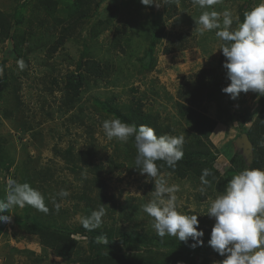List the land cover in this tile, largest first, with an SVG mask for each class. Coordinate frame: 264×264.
<instances>
[{"label": "rangeland", "instance_id": "rangeland-1", "mask_svg": "<svg viewBox=\"0 0 264 264\" xmlns=\"http://www.w3.org/2000/svg\"><path fill=\"white\" fill-rule=\"evenodd\" d=\"M247 1L220 0L201 9L191 0H179L177 12L170 16V4L144 6L140 0H0V13L8 18L7 35L0 32V199L6 196L9 180L23 183L29 176L50 210L35 214L38 211L30 206L29 216L43 214L46 229H73L87 205L93 211L102 204V226L156 233L153 218L142 207L152 199L154 182L135 168L134 138L127 143L107 139L102 122L117 118L99 101L122 108L140 100L146 112L159 117L160 135L187 141L193 132L182 103L216 121L207 138L215 176L203 185L201 176L192 172L184 177L161 174L169 186H179L178 212L199 215V224L215 222L207 210L223 193L220 184L226 186L230 180L225 171L241 152L238 137L250 134L253 156L264 149V131L258 128L264 120V96L249 91L232 100L222 92L230 83L223 68L226 58L218 49L224 42L215 35L217 30L201 34L195 20L215 10L222 24V13L229 10L235 28L252 8L253 1ZM161 26L163 33L152 43ZM82 56L98 60L105 73L84 76L75 93L67 87V76L82 72ZM20 59L26 64L23 70ZM202 78L211 82L206 86L210 89L203 94L195 88L192 94L190 87ZM62 189L70 195L59 197ZM53 198L61 204L59 212ZM24 213L18 206L3 213L12 221L0 230V264H81L88 256L87 241L79 232L70 234L77 243L70 259L44 246L40 232L21 226ZM208 258L209 264L220 261L214 255Z\"/></svg>", "mask_w": 264, "mask_h": 264}, {"label": "clouds", "instance_id": "clouds-1", "mask_svg": "<svg viewBox=\"0 0 264 264\" xmlns=\"http://www.w3.org/2000/svg\"><path fill=\"white\" fill-rule=\"evenodd\" d=\"M172 0H140L144 6L156 7L169 5ZM193 6L201 9L211 8L220 0H191ZM215 10L204 11L195 20L197 30H217L215 35L224 43L218 48L226 58L223 68L226 78L230 81L222 92L235 100L239 95L249 91L264 96V0L244 13V18L233 25L232 13L225 10L222 13ZM238 19V18H237ZM20 70L26 67L25 62L17 61ZM102 129L107 139H116L127 143L134 138L137 156L135 168L141 175H147V181L154 182L152 199L144 204L143 211L153 218V228L157 236L176 237L179 241H194L192 248L202 246L204 235L199 228V215H186L177 211L175 193L178 185L169 186L167 180L159 172L156 161H164L169 168L183 158V136L168 134L157 135L154 128L148 125H135L122 122L120 119H106ZM264 146V141H261ZM208 169L202 170L201 183L207 185ZM201 192L205 189L201 187ZM62 189L58 196H69ZM56 212L61 204L53 198ZM31 206L44 214L49 213L44 195L29 183L9 180L6 196L0 199V222L11 223L12 216L4 215L13 207ZM106 214L104 206L93 210L90 215L79 218L81 226L92 231L100 228L102 217ZM207 215L215 219L208 245L220 256L225 257L218 264H264V169L245 168L232 176L227 182L222 194L212 199ZM107 243L106 237H98Z\"/></svg>", "mask_w": 264, "mask_h": 264}, {"label": "trees", "instance_id": "trees-1", "mask_svg": "<svg viewBox=\"0 0 264 264\" xmlns=\"http://www.w3.org/2000/svg\"><path fill=\"white\" fill-rule=\"evenodd\" d=\"M178 1L172 0L170 3L172 10L169 12L170 16H173V12H177ZM180 1L182 2V0ZM247 3H249V0ZM100 4L101 2L97 4V7ZM14 16L16 22H20L21 14L18 11L15 12ZM7 22L8 18L2 16L0 13V32L3 36L8 33ZM161 27L155 29V34L151 38L152 43L163 33V27ZM59 43V41L55 43L54 49H57ZM78 68L82 72L78 74L69 73L67 76V87L75 93L79 92L84 76L102 77L105 73L102 64L98 60L88 56L80 58ZM209 84H211L210 81H205L202 78L198 83L190 87V92L193 94L195 88H199L200 93L204 94L207 89H210V87H206ZM208 94L212 97L211 92ZM99 103L106 111L114 114L122 122L137 126L142 124L148 125L155 129L158 136L163 132L159 117L156 114L146 112L140 100H134L131 105L122 108L109 100L99 101ZM179 104L181 105L182 114L190 116L193 133L190 139L184 141L182 148L183 158L176 163L174 168H169L164 161H156L159 172L174 173L182 177L192 172L199 177L202 175L203 169H208L210 175L206 179L207 181L212 180L216 169L212 160L214 159V154L211 142L207 138L213 131L216 121L194 108H188L182 105V103ZM258 128L264 131V120L259 121ZM248 135L250 137V134ZM237 154V158L233 157L234 166L232 164V167L227 168L225 171L226 176H229L230 179L245 168H260L264 163V149L254 151V159L250 165L247 164L242 152H237ZM30 181L28 176L27 179H24L23 183L27 182L32 186ZM225 187V185L220 184L219 188L224 191ZM45 203H47V199H45ZM29 208L30 206L24 207L25 213L24 219L20 221L21 226L27 230L40 232L44 246L47 245L54 248L58 255L70 259L77 244L70 234L79 232L84 236L87 241L88 256L81 261V264H209V256L214 255L220 261L224 259L223 256L216 253L207 243L215 223L213 221H203L199 224V228L204 232L201 238L204 244L192 248L191 245L194 241L191 238L185 243L173 236L166 235L161 238L151 231L147 232L138 229L118 231L113 227L101 225L100 228L88 231L81 224L73 229L66 227L67 231H63L60 227L46 229L42 225L43 214H40V218L36 215L30 217ZM84 211V216L90 215L92 212L91 206L87 205ZM33 213L39 214L40 212ZM5 224L0 222V230H2ZM50 226L53 225L50 224ZM98 237H106L107 243H104L103 240H98Z\"/></svg>", "mask_w": 264, "mask_h": 264}, {"label": "water", "instance_id": "water-1", "mask_svg": "<svg viewBox=\"0 0 264 264\" xmlns=\"http://www.w3.org/2000/svg\"><path fill=\"white\" fill-rule=\"evenodd\" d=\"M237 144L242 152V155L246 159L248 164L253 161V143L247 132L241 133L240 137L237 139Z\"/></svg>", "mask_w": 264, "mask_h": 264}, {"label": "crops", "instance_id": "crops-1", "mask_svg": "<svg viewBox=\"0 0 264 264\" xmlns=\"http://www.w3.org/2000/svg\"><path fill=\"white\" fill-rule=\"evenodd\" d=\"M253 2H252V4L250 3L251 2V0L249 1V3L251 4V6L253 7V6H255V5H253V3H256V1L257 0H252Z\"/></svg>", "mask_w": 264, "mask_h": 264}]
</instances>
